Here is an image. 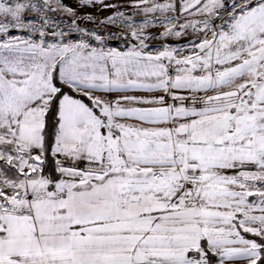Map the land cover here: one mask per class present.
<instances>
[{
  "label": "snow or ice",
  "instance_id": "obj_1",
  "mask_svg": "<svg viewBox=\"0 0 264 264\" xmlns=\"http://www.w3.org/2000/svg\"><path fill=\"white\" fill-rule=\"evenodd\" d=\"M0 264H264V0H0Z\"/></svg>",
  "mask_w": 264,
  "mask_h": 264
},
{
  "label": "rangeland",
  "instance_id": "obj_2",
  "mask_svg": "<svg viewBox=\"0 0 264 264\" xmlns=\"http://www.w3.org/2000/svg\"><path fill=\"white\" fill-rule=\"evenodd\" d=\"M63 3L66 6L72 7L73 9H77V0H63ZM79 11V9H78ZM83 11L88 12V11H95L94 9H89L85 8ZM101 15H107V13H101Z\"/></svg>",
  "mask_w": 264,
  "mask_h": 264
}]
</instances>
